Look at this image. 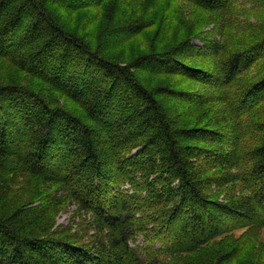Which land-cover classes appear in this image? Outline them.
Wrapping results in <instances>:
<instances>
[{
	"label": "trees",
	"instance_id": "1",
	"mask_svg": "<svg viewBox=\"0 0 264 264\" xmlns=\"http://www.w3.org/2000/svg\"><path fill=\"white\" fill-rule=\"evenodd\" d=\"M97 1L0 0V264H168L237 225L264 228V123L251 126L244 113L264 99V75L237 85L264 58V0H185L231 13L233 46L208 34L201 47L188 41L128 62L93 44L87 21L72 28ZM168 74L221 85L217 98L241 114L223 118L229 129L181 124L178 92L151 86ZM20 178L53 191L9 209ZM224 187L232 195L220 198ZM68 199L98 233L54 229L50 213Z\"/></svg>",
	"mask_w": 264,
	"mask_h": 264
},
{
	"label": "rangeland",
	"instance_id": "2",
	"mask_svg": "<svg viewBox=\"0 0 264 264\" xmlns=\"http://www.w3.org/2000/svg\"><path fill=\"white\" fill-rule=\"evenodd\" d=\"M93 6L76 15L72 28H76L82 21H87L89 27L85 35L92 38L94 42H91L95 45L105 42L104 47L109 50L108 54L116 60L123 59L128 62L132 55L138 57L154 52L171 53L176 47H182L188 41L200 46L203 43V37L208 34H216V39L222 43L229 39V46H233L232 42L235 39V34L230 29L231 13L207 12L185 0H98ZM235 7L240 9L246 6L236 3ZM247 7L250 8L251 5ZM59 14L62 20L63 15L58 12ZM237 18L239 22L256 23L247 15L240 14L234 17V19ZM138 31L139 34L133 37V34ZM183 57L182 60L195 65L204 64L208 65V68L214 66L212 61H201L200 58L188 57V54ZM3 70L5 69L0 63V71ZM6 71L9 73L8 76L15 75L13 70L6 69ZM263 75L264 58L243 72L237 80V85L252 84ZM16 79L24 80L23 77ZM151 86L174 88L173 90L178 92L180 98L174 102V114L183 125L198 127L212 125L214 128L229 129L232 122H225L223 118L229 117L228 119L232 120L242 112L237 109L236 113L230 111L227 103L217 98L215 91L219 93L221 85L212 86L196 78L168 74L161 76ZM202 99L205 100L202 102ZM246 107L249 108L244 109V113L247 112L246 123L249 122L251 126L256 127L264 123V99L258 102L254 109H251L249 105ZM200 145L212 146L210 143H200ZM229 189L231 188L224 187L215 190L217 196L222 198L225 195L227 197L226 192ZM52 191L49 187L42 185L37 178H20L5 204L9 206V209L34 202L39 204L46 194ZM227 193L228 197L232 195H229V191ZM49 218L54 229L70 228L75 232L79 231L81 234L88 235L98 233L94 228L85 229L88 226V220H92V216L81 210L77 200L68 199L63 202L61 207L50 213ZM110 257L114 259V256L110 255ZM198 257L206 258L213 264H264V228L254 232L250 231L249 227L237 225L234 229L211 240L195 253L175 256L174 262H171L170 258L167 259L168 257L164 260L168 261V264H180L182 261Z\"/></svg>",
	"mask_w": 264,
	"mask_h": 264
}]
</instances>
